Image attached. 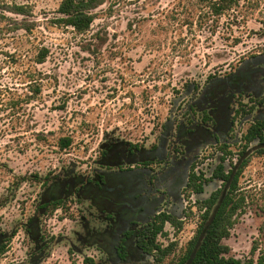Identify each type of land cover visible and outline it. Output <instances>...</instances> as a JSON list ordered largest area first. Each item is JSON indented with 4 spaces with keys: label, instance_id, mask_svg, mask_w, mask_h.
Masks as SVG:
<instances>
[{
    "label": "rangeland",
    "instance_id": "374dc122",
    "mask_svg": "<svg viewBox=\"0 0 264 264\" xmlns=\"http://www.w3.org/2000/svg\"><path fill=\"white\" fill-rule=\"evenodd\" d=\"M61 1L0 0V264H82L84 258L119 264L78 240L87 202L71 195L47 206L44 191L103 171L102 148L109 144L150 148L165 127L171 137L178 123L199 121L189 103L210 80L264 57V0H241L220 17L204 0H104L83 34L53 23ZM243 100L226 141L196 155L203 192L185 188L178 202L165 199L163 209L180 226L164 225L162 248L175 244L164 264L176 262L196 234L205 212L200 203L223 189L211 177L222 157L226 173L238 165L232 196L243 198L222 241L225 257L264 264V150L239 163L262 101ZM62 138L71 140L64 150ZM167 144L166 162L173 156ZM159 167L152 162V171ZM88 220L102 230L103 222ZM143 258L126 264H153Z\"/></svg>",
    "mask_w": 264,
    "mask_h": 264
},
{
    "label": "flooded vegetation",
    "instance_id": "af4514ba",
    "mask_svg": "<svg viewBox=\"0 0 264 264\" xmlns=\"http://www.w3.org/2000/svg\"><path fill=\"white\" fill-rule=\"evenodd\" d=\"M248 96L262 103L256 105L253 121L246 131L254 126L260 133L241 156L240 163L249 153L264 150V57L243 62L233 73L210 80L189 103V108L200 114L199 121L178 123L171 137L169 127H165L159 143L150 148L122 143L103 147L100 162L103 171L91 178H74L66 184L49 186L41 196L43 204L50 206L71 195L87 202L88 218H79L83 236L77 235L78 240L97 246L113 262H142L147 255L134 247L138 232L167 212L163 209L166 197L179 201L191 175L200 174L194 166L199 149L226 141L235 119L241 116L243 98L247 102ZM168 142L173 156L166 162ZM152 162L160 165L156 171L151 170ZM233 170L234 167L230 171ZM91 210L97 215L93 216ZM90 218L103 222L102 230L90 226ZM121 244L126 248L124 260L116 252ZM2 245L0 239V248Z\"/></svg>",
    "mask_w": 264,
    "mask_h": 264
},
{
    "label": "trees",
    "instance_id": "16d2710c",
    "mask_svg": "<svg viewBox=\"0 0 264 264\" xmlns=\"http://www.w3.org/2000/svg\"><path fill=\"white\" fill-rule=\"evenodd\" d=\"M208 3L210 13L216 17L224 15V13L231 12L237 7L241 0H204ZM104 0H62L56 11L57 18L54 19V24L60 27L71 28L78 34H83L88 31L93 20V10L101 5ZM46 51L41 54L39 63H42ZM264 127V125H263ZM262 128V125H261ZM260 130L252 126L248 129L243 136L245 145L253 142L259 135ZM71 140L69 138H62L59 140V148L64 150L69 147ZM262 151V150H261ZM224 157L220 159L222 164H218L212 173V179H218L222 181L223 188L228 181L231 171L226 173L224 171L223 161ZM245 164V161L241 163V166ZM238 173H234L229 189L218 207L217 212L212 219L210 225L205 230L204 237L200 243V246L190 264H241L239 261L226 258L229 248L222 243V241L229 236V230L233 225V216L243 203V198L237 200L233 199L232 193L236 189ZM206 180L203 179V175H191L189 182L186 186L188 192L194 194H200L203 192V185ZM221 190H216L211 193L207 200L202 201L201 207L205 208V212L202 214V221L198 226L196 234L189 240L187 246L178 258L176 262H169L167 264H186L188 261L194 246L197 242V238L200 232L203 230L205 224L209 220L212 211L214 210ZM59 205V202L53 204ZM172 222L176 226H180V223L170 214L162 213L158 215L154 221L147 227L141 229L134 242V247L143 254L153 258V264H164L165 259L171 255L175 244H169L167 247H163L158 240L159 236H164V225ZM4 245L0 248V254L3 251ZM117 256L119 259L124 260L126 256V248L121 244L117 249ZM82 264H97L92 258H84Z\"/></svg>",
    "mask_w": 264,
    "mask_h": 264
},
{
    "label": "water",
    "instance_id": "95a60500",
    "mask_svg": "<svg viewBox=\"0 0 264 264\" xmlns=\"http://www.w3.org/2000/svg\"><path fill=\"white\" fill-rule=\"evenodd\" d=\"M237 166H238V165H236V166L234 167V170H233L232 174L230 175L228 181L225 183L224 188L221 190L219 200H218V202H217V204H216L214 210L212 211V214H211L209 220H208L207 223L205 224L203 230L200 232V234H199V236H198V238H197V242H196V244H195V246H194V249H193V251H192V253H191V255H190L188 261L186 262V264H190V263L192 262V260H193V258H194V256H195V254H196V252H197V250H198V248H199V246H200V243H201V241H202V239H203V237H204L205 230H206V229L208 228V226L210 225L212 219L214 218V216H215V214H216V212H217L218 207L221 205V203H222V201H223V199H224V197H225V195H226V193H227V191H228V189H229V186H230V184H231V181H232V178H233V176H234V173H235V170H236Z\"/></svg>",
    "mask_w": 264,
    "mask_h": 264
},
{
    "label": "built area",
    "instance_id": "2783aa9c",
    "mask_svg": "<svg viewBox=\"0 0 264 264\" xmlns=\"http://www.w3.org/2000/svg\"><path fill=\"white\" fill-rule=\"evenodd\" d=\"M166 225H168L169 226V223H166ZM166 232V231H165ZM158 240L162 243V242H165V239H163V236L161 237V236H159L158 237Z\"/></svg>",
    "mask_w": 264,
    "mask_h": 264
}]
</instances>
